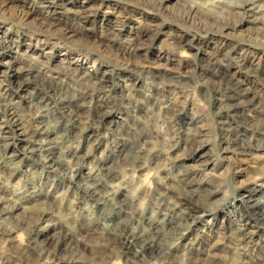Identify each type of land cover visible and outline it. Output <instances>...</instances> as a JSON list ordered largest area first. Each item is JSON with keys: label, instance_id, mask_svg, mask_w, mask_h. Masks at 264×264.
<instances>
[{"label": "rangeland", "instance_id": "obj_1", "mask_svg": "<svg viewBox=\"0 0 264 264\" xmlns=\"http://www.w3.org/2000/svg\"><path fill=\"white\" fill-rule=\"evenodd\" d=\"M200 1L0 0V264H264V7ZM113 203L164 260L106 231Z\"/></svg>", "mask_w": 264, "mask_h": 264}, {"label": "bare ground", "instance_id": "obj_2", "mask_svg": "<svg viewBox=\"0 0 264 264\" xmlns=\"http://www.w3.org/2000/svg\"><path fill=\"white\" fill-rule=\"evenodd\" d=\"M210 0H201V4H206L207 2H209ZM219 1H222V0H219ZM222 4V3H221ZM230 4L231 5V8L232 9H228L226 7V5ZM201 6V5H200ZM198 4H193L192 6H189V8L186 10V13H185V16L189 13V12H197L199 10H201L199 7H200ZM262 7H264V0H241L239 2L235 1V0H228L226 2H224L222 5H221V9L220 11L221 12H226L228 16H233L234 14L238 13V14H245L247 13L248 11H250V13H253V11H255L254 14H257L259 12H257V9L261 10ZM202 7V6H201ZM203 8V7H202ZM215 9V6L213 7ZM252 11V12H251ZM261 13V12H260ZM48 95H46V97H44V100L47 98ZM51 96V95H49ZM59 97V96H58ZM52 98V97H51ZM49 100V99H48ZM46 100V101H48ZM51 100V99H50ZM59 102L60 103H63V105H66L67 106L65 107V113H66V117L69 121V124L70 126L72 127H77V123H78V117H77V111L75 108L72 107V105H69L67 103V101H65L63 98H61V96L58 98ZM43 102V101H42ZM50 102V101H49ZM52 102V101H51ZM69 102V101H68ZM47 104V103H46ZM51 104V103H50ZM45 105V104H44ZM58 105V104H57ZM55 105V107L57 106ZM39 106V104L36 105V111L37 110V107ZM42 106V104H41ZM50 107V106H49ZM39 108V107H38ZM44 108V107H43ZM45 108L46 105H45ZM44 108V109H45ZM57 108V107H56ZM61 109V108H60ZM42 110V108H41ZM59 110V109H58ZM63 111V109H62ZM43 112V111H42ZM48 112V111H47ZM44 113V112H43ZM45 113H46V110H45ZM38 114V117H41V112H37ZM47 115V114H46ZM43 117V116H42ZM65 117V118H66ZM38 119V118H37ZM63 119V118H62ZM66 119V121H67ZM81 121L82 119L79 118ZM43 120V119H42ZM58 120V119H57ZM56 120V121H57ZM65 120V119H64ZM40 121V120H38ZM45 121V120H44ZM55 121V122H56ZM62 122V121H61ZM65 121H63V125L65 124L64 123ZM54 124H57L58 125V121L57 123H54ZM52 124V125H54ZM61 124V123H59ZM51 126V125H50ZM69 126V127H70ZM49 125H40L39 128H40V132L42 134V137L38 140L36 139H31L30 140V143L28 145V151H32V152H36L38 153L42 158L44 162L46 161H56V159L54 158V156L52 157V155L50 154L52 149L56 146V144L58 143L57 140H54V135L52 137L50 136H46L47 132L48 131H52V129L48 128ZM60 127V126H59ZM53 128V127H52ZM64 128V126L62 127ZM66 129V128H64ZM72 129V128H71ZM74 129V128H73ZM72 129V130H73ZM76 129V128H75ZM62 130V129H61ZM69 130V129H68ZM72 132V131H71ZM65 132L61 133L62 136ZM49 134V133H48ZM51 134V133H50ZM60 134V135H61ZM66 134V133H65ZM57 135V134H56ZM56 137V136H55ZM54 138V139H52ZM58 138V137H57ZM60 138V137H59ZM66 138V137H65ZM64 138V140H65ZM62 139V138H61ZM63 140V141H64ZM34 141V142H32ZM57 141V143H56ZM6 142V141H5ZM62 142V141H60ZM59 142V143H60ZM66 142V141H65ZM63 143V142H62ZM58 145V144H57ZM60 146V144L58 145ZM60 149V148H59ZM57 150V149H56ZM69 151V150H67ZM31 152V153H32ZM64 152V151H62ZM53 153V152H52ZM37 154V155H38ZM39 157V156H38ZM47 159V160H46ZM58 159V158H57ZM41 160V161H42ZM42 161V162H43ZM38 162V161H37ZM58 162V161H57ZM41 163V162H40ZM39 163V164H40ZM55 163V162H54ZM53 164V163H52ZM41 165V164H40ZM43 165V164H42ZM46 165H50L49 162L46 164ZM46 167V166H45ZM43 168V167H42ZM46 169V168H45ZM46 171V170H45ZM47 172V171H46ZM81 189V191L83 193H85L86 195H90L93 199H101L103 200L105 195L104 194H101V192L99 190H97L96 188V185H94L93 183H85L83 186H80L79 187ZM89 197V196H88ZM91 198V199H92ZM108 199V198H107ZM101 200L98 201V203L100 202L101 203ZM0 205H2V209H3V205H5V202L2 200V197L0 199ZM112 205V204H111ZM113 207L115 209V212L113 215L116 216V219L112 220V221H108V225H107V228L106 231H109L110 233H112L114 235V238L115 240H117L118 242L120 243H123V245H129L133 248L134 250V254L136 256H140V255H145V253H149L151 256H154L155 258H159L161 260H164L169 251H165L166 250V246H164L163 243H160L158 241L155 240L154 238V235H151V234H148L145 232V228L143 229L142 226L141 227H138V224L136 225H132L131 226V223L133 222L132 221V217L127 214H125V218H121V216L124 214V213H127V212H123V208L121 209L120 206H117L113 203ZM251 207L254 208V211L256 212L257 214V217L264 222V203H261V202H254L251 204ZM5 208V207H4ZM7 208V207H6ZM113 209V210H114ZM112 213V212H111ZM113 214V213H112ZM128 216V217H126ZM109 217L110 215L108 216V220H109ZM111 218V217H110ZM121 218V220H120ZM120 220V221H119ZM140 223V222H139ZM135 224V222H134ZM141 224V223H140ZM147 231V230H146ZM113 238V239H114ZM128 246V247H129Z\"/></svg>", "mask_w": 264, "mask_h": 264}]
</instances>
